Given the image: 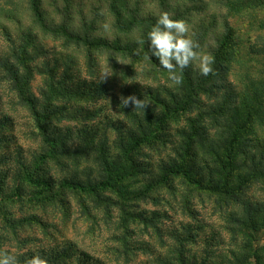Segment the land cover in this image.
Masks as SVG:
<instances>
[{"label": "rangeland", "instance_id": "obj_1", "mask_svg": "<svg viewBox=\"0 0 264 264\" xmlns=\"http://www.w3.org/2000/svg\"><path fill=\"white\" fill-rule=\"evenodd\" d=\"M174 1L195 4L180 19L203 54L210 56L206 41L224 17L233 29L222 67L198 89L192 107L162 121L182 83L169 86L168 71L141 32L113 27L109 0H70L68 24L80 36L82 22L94 21L91 34L131 40L132 53L91 48L77 35L44 29L29 0H0V249L18 264L21 255L36 253L58 254L59 264H264L258 209L246 211L249 203L263 207L264 182H250L235 197L205 187L220 178L214 153L223 152L224 86L231 82L245 94L264 74V52L253 53L264 49V0H238L235 9L217 0H206L205 9L201 1ZM51 3L42 0L48 20L59 22L63 16ZM143 3L158 11L152 1ZM130 95L149 104L123 107L121 97ZM146 132L152 142L126 156L123 145ZM44 133L56 140L55 157L40 159L51 152ZM255 134L264 141V124L247 132V142L254 144ZM174 160L202 184L180 175L163 179V164ZM116 167L130 174L121 193L67 183L87 184ZM28 172L48 186L29 181Z\"/></svg>", "mask_w": 264, "mask_h": 264}, {"label": "trees", "instance_id": "obj_2", "mask_svg": "<svg viewBox=\"0 0 264 264\" xmlns=\"http://www.w3.org/2000/svg\"><path fill=\"white\" fill-rule=\"evenodd\" d=\"M30 7L33 11L35 20L46 30H50L57 33H62L67 37L78 34H73L74 30L71 29L69 23L70 14V0H63L64 4L60 6L58 0H51V4L54 6L62 18L59 22L48 20L47 10L42 6V0H29ZM156 4L158 11L148 10L144 7L143 0H109V10L113 17V27L121 31H129L137 29L141 32L144 40H148V33L151 28L156 24L157 18L160 13L168 12L173 19H180L185 11L187 14H191L195 4H188L176 2L174 0H150ZM201 1V9H205L208 2L206 0H188ZM219 4L225 6L227 9H235L239 6L238 0H217ZM82 26L85 28L84 35L79 37L87 46L91 48L113 50L121 53H132L134 50L135 42L131 40H123L120 36L108 37L105 35L91 34L94 27V21L88 22L83 21ZM201 27L205 28L201 25ZM223 29V30H222ZM222 29L212 33L211 40H207L206 44L209 46L210 56L213 58L214 63L212 64L213 73L204 76L200 71H192L187 73L185 69L182 70V94L179 96L173 95V105L167 106L166 111L161 120H168L192 107L197 98L198 89H202L204 85L212 75L216 74L217 71L222 67V61L228 43L231 41L232 25L230 24L227 17H224L222 22ZM199 42V41H198ZM197 42V43H198ZM264 49H254L253 53H263ZM2 63V62H1ZM2 66L6 67V63H2ZM211 75V76H210ZM215 76V75H214ZM252 84L249 85L247 93L243 94L236 90L233 83L229 82L227 86H224L223 101L219 103V110H224L225 113V125L224 131L222 132V138L218 144V147L223 152L214 153L216 161L218 163L219 182L216 185L205 186L209 190H213L216 193L225 196H237L241 192L242 188L255 180H261L264 182V141L256 136L251 142H247V132L258 124H264V74L254 76ZM214 111V109H213ZM149 132L143 135L133 136L127 143L123 145L125 155L128 156L139 147L145 144H150L152 139L150 138ZM258 136V137H257ZM44 138L48 141L51 147L49 154L41 155L40 159L46 157H55L56 155V143L55 139L51 138L48 134L44 133ZM255 141V142H254ZM259 147L260 150L252 151L248 147ZM256 147L254 149H256ZM163 179H168L172 175H180L186 179H192L195 183L200 181L194 179L191 176V171L183 161L174 160L171 163H165L162 166ZM129 170L123 167L110 168L107 175L99 180L89 182L87 184H81L78 182H67L68 185H72L73 188H80L83 191L89 193H96L101 189L109 188L118 193L124 192L122 189L123 180L129 176ZM27 177L29 181L37 185L48 186V182L35 177L28 172ZM64 183V182H63ZM62 185H66L64 183ZM202 183H199V185ZM250 208L258 209L261 222L260 225L264 229V214H261V209H264V205L259 208H255L250 205L246 206V211L250 215H254ZM73 247V246H72ZM67 249V248H65ZM67 251H69L67 249ZM71 253V252H70ZM72 255L82 258L83 253L78 250H74ZM32 256V255H31ZM42 256V255H41ZM59 255L44 256L47 260V264H59ZM26 254L20 256L23 261L26 258ZM89 259L81 260L80 264H88ZM93 264H99V261L92 259ZM256 264H260L257 261Z\"/></svg>", "mask_w": 264, "mask_h": 264}, {"label": "clouds", "instance_id": "obj_3", "mask_svg": "<svg viewBox=\"0 0 264 264\" xmlns=\"http://www.w3.org/2000/svg\"><path fill=\"white\" fill-rule=\"evenodd\" d=\"M189 27L183 19H173L168 12L159 14L156 24L148 33L151 54L158 58L159 64L168 73L170 87L180 85L183 77L176 69L181 70L194 66L204 76L213 73L211 56L201 53L199 45L189 35ZM143 43V41H140ZM134 105L136 109H145L149 103L135 95L121 97V105ZM0 264H18L17 257L6 249H0ZM23 264H47V260L39 253L26 257Z\"/></svg>", "mask_w": 264, "mask_h": 264}]
</instances>
